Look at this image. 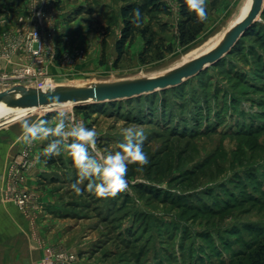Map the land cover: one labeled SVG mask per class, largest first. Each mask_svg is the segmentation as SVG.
<instances>
[{
    "label": "rangeland",
    "instance_id": "1",
    "mask_svg": "<svg viewBox=\"0 0 264 264\" xmlns=\"http://www.w3.org/2000/svg\"><path fill=\"white\" fill-rule=\"evenodd\" d=\"M149 1L59 0L63 22L77 32L66 48L81 45L88 58L60 70L49 88L164 73L211 47L249 2L206 0L203 31L181 46L180 5L152 0L167 11L150 9L144 16L143 27L154 33L151 44L136 34L116 67V58L99 42L109 36L107 28L121 36L124 4ZM44 2L0 0V33L20 27L19 17L30 5L39 10ZM16 6L21 10L14 11ZM81 33L88 45L78 37ZM64 105L72 122L96 129L102 154L119 150L122 128H143L149 164L142 171L129 165L128 189L115 198H97L86 190L87 181L81 185L83 195L76 196L71 184L78 177L71 158L42 154L52 138L24 144L22 160L13 163V172L0 184V218L9 219L8 205H16L37 226L39 243L48 242L47 264H252L256 248L264 245V6L230 53L179 86L114 102ZM24 109L14 105L0 112V129L4 119ZM55 116L42 108L25 118L51 122ZM37 156L39 163L34 162ZM24 191L31 197L28 209L16 203ZM46 192L55 213L41 207Z\"/></svg>",
    "mask_w": 264,
    "mask_h": 264
},
{
    "label": "clouds",
    "instance_id": "2",
    "mask_svg": "<svg viewBox=\"0 0 264 264\" xmlns=\"http://www.w3.org/2000/svg\"><path fill=\"white\" fill-rule=\"evenodd\" d=\"M184 3L189 12L195 13L198 23L208 19L206 0H184ZM132 23L136 28L141 27L142 14L139 9L133 11ZM48 100V110L56 112L54 120L22 119V136L18 142L30 146L37 140L52 138L42 154L51 158L64 153L71 158L78 177L71 184L76 196L83 195L81 185L85 181L86 190L97 198H115L125 192L128 189V166L136 165V170L142 171L149 164V157L143 148L147 138L144 129L136 126L122 128L123 142L118 145L119 150L102 154L97 148L96 129L72 122L67 107L59 101L58 96L49 95ZM34 162L39 163L40 156Z\"/></svg>",
    "mask_w": 264,
    "mask_h": 264
},
{
    "label": "water",
    "instance_id": "3",
    "mask_svg": "<svg viewBox=\"0 0 264 264\" xmlns=\"http://www.w3.org/2000/svg\"><path fill=\"white\" fill-rule=\"evenodd\" d=\"M263 6L264 0H251L247 14L229 29L224 39L216 47L169 72L146 78L100 82L85 87H52L47 88V92L44 91L45 89L27 88L19 85L11 90L1 92L0 102L4 101L16 106L24 105V110L31 112L42 108L47 109L49 95L58 96L59 101L63 104L71 103L75 106H82L131 99L179 86L187 79L198 75L209 65H214L230 53L240 38L256 23L257 17L263 11Z\"/></svg>",
    "mask_w": 264,
    "mask_h": 264
},
{
    "label": "built area",
    "instance_id": "4",
    "mask_svg": "<svg viewBox=\"0 0 264 264\" xmlns=\"http://www.w3.org/2000/svg\"><path fill=\"white\" fill-rule=\"evenodd\" d=\"M39 10L31 6L19 17L20 27L0 33V62L6 69L0 71V93L23 85L27 88L46 89L51 85L55 70L64 69L88 58L87 49L81 47L68 53L63 45L54 19L58 10L53 0H47ZM33 3V2H32ZM32 18H28V16ZM31 197L19 193L16 203L28 209Z\"/></svg>",
    "mask_w": 264,
    "mask_h": 264
},
{
    "label": "crops",
    "instance_id": "5",
    "mask_svg": "<svg viewBox=\"0 0 264 264\" xmlns=\"http://www.w3.org/2000/svg\"><path fill=\"white\" fill-rule=\"evenodd\" d=\"M19 0H15V3H17ZM53 2L57 6V2L59 0H53ZM19 5V4H18ZM20 6V5H19ZM19 6H16V9L14 11H20L21 9ZM63 12L65 11H58L57 16L54 19V27L56 28L58 35L60 36L61 43L63 45V51L67 50H75L78 48H81L79 45L75 46L74 48H66V41L72 40L74 37L73 34L77 32H73L74 29L72 25L65 24L63 22ZM106 26V23L104 24ZM72 30V31H71ZM79 30V29H77ZM80 30H86V28L82 27ZM88 32V31H85ZM110 32L109 36L107 37L106 46L109 52L110 57L117 58V51H116V43L120 36V31L117 33ZM79 33V32H78ZM114 33V34H113ZM73 35V36H71ZM77 35V34H76ZM78 36V35H77ZM85 35L80 34V39L84 40L86 42V45H88L89 41L84 39ZM100 41V40H99ZM103 41V40H102ZM102 41L99 42V48L102 46ZM94 42H91L94 46ZM96 44V42H95ZM94 49V48H93ZM82 67V66H81ZM6 69V66L4 63L0 62V71ZM59 70H55L54 77H57L59 75ZM40 110V109H38ZM38 110L34 111H21L15 115H12L10 118L4 119L3 126L0 129V184L3 185V180L6 177V175H9L11 172H13V163L18 160H22L20 157V150L24 143L22 141L18 142V138L22 136V128H21V120L22 118H25L28 114H32L34 112H37ZM29 119L28 117H26ZM20 120V121H16ZM12 122V123H10ZM16 123V125H12L13 123ZM19 125V127H18ZM13 126L16 127L14 130ZM11 128L15 133L11 134ZM32 177V175L30 176ZM31 178V181H34L35 178ZM36 182V180H35ZM33 183V182H32ZM36 185V183H34ZM42 184V183H41ZM33 185L32 187H34ZM34 190L36 188L34 187ZM38 187V192L39 191ZM38 194V193H37ZM52 201V198L48 195L46 192V196L43 198V207L45 210H49L52 213H55L54 206H51L53 204L50 203ZM10 210V218L3 220L0 218V264H7L6 258H11L10 264H47V261L45 260L47 257L46 253V246L48 242L44 244H40L37 240V234L36 229L37 227L32 226L31 223H29L25 218H23L20 215V212L16 205L11 204L8 205ZM0 215L1 214V204H0ZM5 216V213H4ZM7 222V224H6ZM8 225V226H7ZM45 246V247H44Z\"/></svg>",
    "mask_w": 264,
    "mask_h": 264
},
{
    "label": "trees",
    "instance_id": "6",
    "mask_svg": "<svg viewBox=\"0 0 264 264\" xmlns=\"http://www.w3.org/2000/svg\"><path fill=\"white\" fill-rule=\"evenodd\" d=\"M176 1L180 5V14L182 16V21L178 25L179 43L181 46H186L197 39V37L203 31L206 21L203 23H198L195 13L189 12L186 4L184 3V0H176ZM135 9H139V11L142 14V23L140 28H136L132 23L133 11ZM150 9H153V11H160V12L167 11L166 8L160 7L159 3L152 0L142 5L126 3L121 7L120 12L123 18L124 25L121 32V36L116 43V51H117V58L115 60L116 67L123 59L127 45L134 40L136 34H140L142 38L146 41V44L148 45L151 44L152 35L154 33L152 32V29L147 27L144 28L142 25L144 16L149 13ZM106 31L109 34L110 29L107 28ZM148 35H150V37H148ZM106 40L107 37L104 36L102 41L104 45L106 44ZM167 51L171 52L172 47L171 46L168 47ZM251 260H252V264H264V245H259L256 248Z\"/></svg>",
    "mask_w": 264,
    "mask_h": 264
},
{
    "label": "bare ground",
    "instance_id": "7",
    "mask_svg": "<svg viewBox=\"0 0 264 264\" xmlns=\"http://www.w3.org/2000/svg\"><path fill=\"white\" fill-rule=\"evenodd\" d=\"M250 5H251V0H249V2H248V4H247V7H246V9L244 10V12L242 13V15L235 21V23H233V25L232 26H230L229 27V29H231L238 21H240L246 14H247V12H248V10H249V8H250ZM229 29L211 46V47H209L208 49H206L205 51H203V52H201L200 54H198L197 56H195V57H193V58H191L190 60H192V59H194V58H196V57H198L199 55H201V54H203L204 52H207V51H209V50H211L212 48H214V47H216L219 43H220V41L222 40V39H224V37H225V35L227 34V32L229 31ZM190 60H188V61H186V62H184V63H187V62H189ZM183 63V64H184ZM182 65V64H181ZM180 66V65H179ZM176 67H178V66H176ZM175 67V68H176ZM172 69H174V68H172ZM172 69H169V70H167V71H165V72H169V71H171ZM164 72V73H165ZM12 106H14V104H8V103H5L4 101H2V102H0V112H3V111H6V110H8L9 109V107H12ZM16 106V105H15Z\"/></svg>",
    "mask_w": 264,
    "mask_h": 264
}]
</instances>
